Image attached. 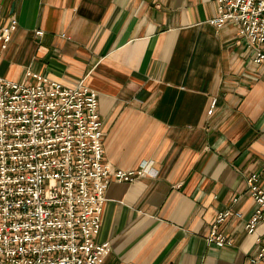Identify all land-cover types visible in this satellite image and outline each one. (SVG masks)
<instances>
[{"label": "crops", "instance_id": "1", "mask_svg": "<svg viewBox=\"0 0 264 264\" xmlns=\"http://www.w3.org/2000/svg\"><path fill=\"white\" fill-rule=\"evenodd\" d=\"M216 13L214 0H0V26L16 19L0 76L81 80L98 94L104 161L147 166L106 187L102 264H244L264 233L244 227L245 176L264 188V67ZM226 208L241 213L218 226L231 244L208 243Z\"/></svg>", "mask_w": 264, "mask_h": 264}, {"label": "built area", "instance_id": "2", "mask_svg": "<svg viewBox=\"0 0 264 264\" xmlns=\"http://www.w3.org/2000/svg\"><path fill=\"white\" fill-rule=\"evenodd\" d=\"M214 1L209 22L232 24L251 62L264 67V0ZM15 28L14 17L0 26V54ZM97 95L81 80L70 87L28 70L21 80L0 76V264H102L110 251L108 241L96 240L106 187L146 174L147 166L121 169L104 161ZM258 179L255 172L245 176L254 204L247 233L264 222ZM240 215L219 211L207 242L231 244L218 226ZM244 264H264V233Z\"/></svg>", "mask_w": 264, "mask_h": 264}]
</instances>
